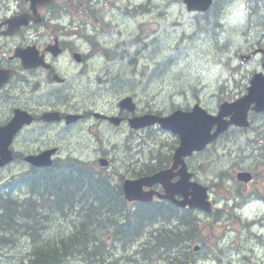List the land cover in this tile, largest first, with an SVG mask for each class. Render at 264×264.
<instances>
[{"label":"rangeland","instance_id":"1","mask_svg":"<svg viewBox=\"0 0 264 264\" xmlns=\"http://www.w3.org/2000/svg\"><path fill=\"white\" fill-rule=\"evenodd\" d=\"M80 1L85 3L90 1L88 5L95 11L97 20L80 12L81 9L78 7ZM74 2L76 5L70 11L75 18L104 25V30L100 32L104 43L95 53L97 60L91 64L89 75L87 74L90 82L97 75L111 79L118 75L125 79V83L122 84L124 86L119 83L113 84L110 79V84L101 86L95 82L93 89L85 85L83 90L79 91L100 110L101 106L106 104L114 105L119 96L128 95L133 97L139 112L149 111L165 115L174 109L184 110L199 103L209 113L214 114L222 101L240 97L251 73L262 70L260 56L245 65H241L238 60L240 54H247L256 48L264 49V37L258 38L260 33L257 30L255 34L253 30L248 29V22L252 18L249 16L248 0H227V3L220 7L219 16L212 17L208 22L201 14L187 12L182 0H74ZM259 14L264 15V12ZM90 35H93L92 32ZM123 47L130 55L126 59L120 61L118 55L108 62L102 57V48L115 50L121 54ZM128 59L134 63L133 67L128 65ZM167 60L170 62L166 66ZM88 83L89 81L86 84ZM79 92L76 95L81 94ZM250 121L252 131L239 134L231 130L225 138L218 141L215 150L210 147L207 152L199 154L191 161V165L196 167L197 181L210 186L212 201L234 193L236 196L240 195L239 198H235L238 203L250 202L251 199L247 197L253 195V192L264 196V115H253ZM103 135L108 136L110 142L96 143L89 135L79 134L78 131L71 132L68 137L70 139L63 137L56 144L59 148V159L78 158L90 165L95 156L114 151L115 145L118 146L117 151H123L121 145L124 135L115 133ZM247 138L253 139L254 143L248 142ZM137 140L138 138L133 143L132 151L137 150L139 153L131 154V159L139 163L136 172L148 161L149 152L158 155L159 161H162L174 145L172 135L157 130H154L151 142ZM112 162L116 167L113 170L116 171L122 160ZM240 169L263 174L248 188L237 186L239 183L234 184L235 181L220 184L215 179L222 172L225 175H232ZM219 205H223L222 200ZM232 205L233 202L230 201L226 208L227 212ZM46 208L45 204L38 201L36 211L39 214ZM243 213L249 216L248 222L253 221V217H258L257 221L262 227L257 224L250 226L251 223L247 226L244 218L238 221L233 216L217 223L214 217L199 214L198 228L201 229L202 239L208 237V244L203 240L199 242L204 247L193 254V264H244V258L251 263L264 264V207L252 201L246 205ZM70 220V217L51 216L49 222H45L40 218L37 227L42 233L39 232L42 236L41 241L48 238V241L54 243L68 236L69 229L73 226ZM242 223L246 226L243 227ZM188 226L190 227L189 223ZM227 229H231V232L225 233ZM148 231V229L145 231L147 237ZM21 232L23 233L20 231L13 240L0 244V264H33L29 260L33 257H27L33 252V241ZM148 240L150 238H136L125 251L115 242L113 247L116 256L123 259L133 255L135 259H123L127 264H149L150 260L158 258L143 261L139 259L140 256H136V251L141 247L139 244ZM193 246L194 244L191 245ZM143 248L146 246L142 245V250ZM103 252L109 253L110 259L111 251L108 247H104ZM181 263L189 264L185 257ZM62 264L84 263L79 259L70 258Z\"/></svg>","mask_w":264,"mask_h":264},{"label":"flooded vegetation","instance_id":"2","mask_svg":"<svg viewBox=\"0 0 264 264\" xmlns=\"http://www.w3.org/2000/svg\"><path fill=\"white\" fill-rule=\"evenodd\" d=\"M53 12L55 10L47 7L36 8L34 13L37 14V18H33L34 13L24 0H0V129L5 128L6 131L3 133L11 135L9 149L13 161L5 170L9 171L7 178L10 179L9 186L13 190H17L18 186H21L22 191L37 189L40 181L33 179H40L42 168L33 167L25 162V158L55 148L57 152L54 160L58 159L59 149L56 144L63 137L67 139L73 131L89 135L96 143L110 142L109 137L103 135L106 133L122 134L124 142L130 144L137 138L145 142L150 141L153 136L152 127L138 131L129 128L128 120L143 113L139 114L136 111L129 114L121 111L117 103L101 106L100 110L98 106L95 107L88 101L85 94L75 95L78 87H83L82 83L87 85L89 68L97 60L93 54L95 46L83 32L89 34L87 27L96 30L101 28L99 25L95 27L90 24L66 23L63 18L56 22ZM26 14L28 18H25ZM100 41L103 40L98 38L96 42ZM98 76L95 77L96 85L107 84V81L98 79ZM54 113L59 114V120H52L48 116ZM66 115H76L78 120L67 123ZM96 115L116 117L120 121L115 126L106 118L96 119ZM12 122H16L17 127L14 129L10 128ZM233 130L246 132L237 128ZM246 140L254 143L253 139ZM118 154L120 155L117 159H121L122 163H119L120 167L114 171L116 167L112 160H115L114 157ZM131 154V151L108 152L96 157V160L101 158L107 160L108 170L104 173L113 182L109 184L110 187L122 190L125 180H134L146 174V171L142 174L136 172V166L139 164L137 161L126 159L130 158ZM198 155L186 160L189 170L193 168L196 172V167L191 165V161ZM148 162L149 160L143 164ZM163 162H166L163 163L164 169L170 167L172 154ZM150 167L153 170L160 165L157 161L154 163L152 161ZM11 168L16 170L11 171ZM249 172L252 175L250 183L257 182L258 174L254 171ZM18 177L22 179H17ZM177 180L178 177H174L172 181ZM249 185H244V188H248ZM237 186L243 184L239 183ZM153 189L159 190L160 186H153ZM222 197L225 196L215 200L211 212L214 217H221L225 212L216 205ZM153 203L164 205L160 201Z\"/></svg>","mask_w":264,"mask_h":264},{"label":"trees","instance_id":"3","mask_svg":"<svg viewBox=\"0 0 264 264\" xmlns=\"http://www.w3.org/2000/svg\"><path fill=\"white\" fill-rule=\"evenodd\" d=\"M225 1L226 0H215L213 8H220ZM248 3L249 16L252 17L250 18L251 28H249V30H253L255 34L257 31L264 32V15L259 14L260 12H264V0H248ZM76 169L78 171H76ZM91 173L92 172L88 171L86 167L83 168L82 164H76L72 161L58 162L51 169L43 171L41 173L40 186L30 191L31 195H33L36 200L38 199L47 207L41 215L36 211L37 204L35 200L18 202L15 198L12 199L10 196L13 192L9 193V195L4 190H0V232L3 231V233H8V237L0 236V244L13 240L15 235H18L20 231H24L21 234L30 237L34 244L32 254L29 253L30 255L28 254L27 256L28 258L33 257V259L29 260L34 264H62L70 258L79 259L84 264H115L111 258L108 259V254L103 252V238L107 237V234H110L113 240L127 245L142 234L141 230L144 226L151 224L150 220L152 218L157 214L162 215L163 212L160 210H152L145 215H141L138 218L136 217L137 219L135 220L122 216L121 221L116 226H109V222L112 224L115 223L114 220H110V217L118 212L122 200L119 196H114L112 192L114 188L110 187L103 179H98ZM75 175L77 177H75ZM86 179L87 181H84ZM81 181L83 183H81ZM74 187H76V189ZM73 190L74 192L82 194L78 203L80 202V204L85 207L74 206L75 198L74 192H72ZM61 191L66 194L64 195V199L70 203V206L63 207L60 204L58 195H60L59 192ZM91 199H93V201ZM51 216H61L63 218L70 217V223L73 225V227L69 229L70 232L68 236L62 237V239L54 243L48 241V238L41 241L42 236L37 228V222L40 218L45 222H49ZM188 217L189 216L186 215V218ZM31 222L34 223L32 224ZM192 222H194V219H187L186 226H188V223L193 225ZM190 229L191 228H187L185 232L180 231L179 228L175 231L169 230L167 232L166 229L160 231L146 242L144 245L146 248L136 251V256H140V259L143 261L148 258H158L157 260H150L151 262L149 264H183L181 263V258L172 256V254L175 255V252H172L171 249L177 250L195 239V235L198 234V231L196 232L194 227L191 229V232ZM98 231H100L99 234ZM63 238H66V241ZM38 242L41 243L36 245ZM161 246H165V248L161 250ZM187 253L188 252H186V254ZM126 258L130 259L131 257H125L123 259ZM133 262L135 263L136 261L134 260Z\"/></svg>","mask_w":264,"mask_h":264},{"label":"water","instance_id":"4","mask_svg":"<svg viewBox=\"0 0 264 264\" xmlns=\"http://www.w3.org/2000/svg\"><path fill=\"white\" fill-rule=\"evenodd\" d=\"M42 1V0H41ZM188 11H205L211 5L212 0H183ZM264 68V64H263ZM122 108L132 110L134 108L129 98L120 103ZM254 104L252 110L255 112L264 111V77L260 74L255 75L250 81L247 94L233 103H223L219 107L216 116L208 115L198 105L191 112L177 111L167 118L157 116H145L131 121L134 128L146 127L153 124H159L164 130H170L175 133L180 140V145L175 151L173 166H182L181 180L174 185L168 186L166 180L172 177L170 171H163L154 174L137 182H126L124 185V195L128 201H150L153 193H143V186H151L155 183L162 184L165 195L159 196L162 199H168L177 206L190 209L197 208L202 211L209 210V203L206 201V189L196 183H189L190 175L186 173L183 159L190 156L193 152L201 151L207 144L216 139L222 132L226 131L230 125L247 127V112L250 106ZM230 116V120H224ZM213 126L216 130L211 134ZM48 154L41 155L40 166L48 165ZM170 175V176H168ZM239 179L246 182L249 175L241 173ZM191 190L189 193L188 191ZM181 195L182 201H175V195ZM190 196V198H189Z\"/></svg>","mask_w":264,"mask_h":264},{"label":"bare ground","instance_id":"5","mask_svg":"<svg viewBox=\"0 0 264 264\" xmlns=\"http://www.w3.org/2000/svg\"><path fill=\"white\" fill-rule=\"evenodd\" d=\"M225 3H227V0H226V2ZM218 20H219V18H218ZM248 26H249V28H251V19L249 20V22H248ZM248 28V29H249ZM264 28V27H263ZM260 34L258 35V38H260V37H264V32L262 31H258ZM255 50H259V51H262L263 53H264V49L263 48H256V49H253L252 51H255ZM130 55L126 52V50L124 51H122L121 52V54H119V60L121 61V59H126V58H128ZM260 56V58H261V63H264V56H262L261 54H255L254 56H253V58H252V60H255L257 57H259ZM106 61H108V62H110V61H112L113 59H114V57L115 56H112V55H109V54H104L103 56H102ZM170 61H168L167 60V63H166V66L168 65V63H169ZM127 63H128V65L129 66H131V67H133L134 66V63L132 64V62L128 59L127 60ZM260 63V64H261ZM114 77V76H113ZM104 81H107V84H110V80H109V77L108 78H106ZM111 81L113 82V84L114 83H119V84H123V83H125V79L122 77V76H118V75H115V77L114 78H112L111 79ZM97 84V83H96ZM102 85H106V84H101V86ZM122 86H124V85H122ZM65 156V155H64ZM82 160V159H81ZM65 161H72V162H75L76 164H82L83 165V168L84 167H86L87 168V170L88 171H91V169H92V165H89L88 163H86V162H83V161H80V159H78V158H71V157H67V158H64V159H59V160H57V161H55V163H53L52 164V167L53 166H55L58 162H65ZM73 166V165H72ZM51 167V168H52ZM57 168V167H56ZM67 168V167H66ZM75 169V168H74ZM76 171H78L77 169H76ZM80 171V170H79ZM54 172V171H53ZM74 173V172H73ZM66 174V173H65ZM81 175V174H80ZM79 175V176H80ZM84 176V175H83ZM75 177H77L76 175H75ZM96 177V176H95ZM79 178V177H78ZM83 178V177H82ZM98 179H103L105 182H107L108 184H110L111 182H110V179H109V177L108 176H105V175H102V174H100V178L99 177H97ZM113 178V177H112ZM51 179V178H50ZM61 179H62V177H61ZM76 179V178H75ZM89 180V179H88ZM94 180V179H93ZM92 180V181H93ZM84 181H87V179L86 180H84ZM95 181V180H94ZM39 183H41V181L39 182ZM62 183V182H61ZM77 183V182H76ZM81 183H83L82 181H81ZM87 183H89V182H87ZM95 183V182H94ZM85 184V183H84ZM84 184H83V186H84ZM104 184V183H103ZM54 185V184H53ZM74 185V184H73ZM78 185H79V183H78ZM90 185H91V183H90ZM100 185V184H99ZM107 185V184H106ZM76 186H77V184H76ZM88 186V185H87ZM94 186V185H93ZM92 186V187H93ZM105 186V185H104ZM108 186V185H107ZM111 186V185H110ZM55 187V186H54ZM98 187V186H97ZM75 189H76V187H74ZM73 188V189H74ZM113 188V187H112ZM70 189V188H69ZM86 189V188H85ZM102 189V188H101ZM106 189H107V187H106ZM83 191V190H82ZM112 191V190H111ZM72 192H74V190L72 191ZM113 192V191H112ZM60 193V195H58V198H59V201H60V204L63 206V207H68V206H70V203L69 202H67L65 199H64V195H66L63 191H61V192H59ZM67 193V192H66ZM84 193V192H83ZM101 193V192H100ZM77 194H79V196H77L76 197V195ZM17 195H19V193L17 194ZM11 197H12V199L14 198V194H12V195H10ZM20 196H21V198L23 199V201L22 202H24V201H26V202H29V201H36V204L38 203V199L36 200V198L33 196V195H31V193H30V191H23L21 194H20ZM67 197L69 198V196L67 195ZM82 197V194H80L79 192H74V198H75V201H74V206H81V207H83L82 206V204H80V202L78 203V201L80 200V198ZM100 197V196H99ZM101 199V198H100ZM86 200V199H85ZM92 201H93V199H91ZM97 200V199H96ZM102 200V199H101ZM70 201V200H69ZM116 201V200H115ZM41 202V201H40ZM84 202V201H83ZM91 202V201H90ZM30 203H32V202H30ZM90 204V203H89ZM100 204V203H99ZM105 204H106V202H105ZM160 204H154V206H156V207H158ZM85 207V206H84ZM23 208V207H22ZM100 208H101V206H100ZM110 208V207H109ZM108 208V209H109ZM69 209V208H68ZM76 209V208H75ZM20 210V209H19ZM28 210H30V209H28ZM71 210V209H70ZM21 211V210H20ZM33 211V210H32ZM41 215V214H40ZM39 215V216H40ZM111 215V214H110ZM47 216H49V215H47ZM91 216V215H90ZM109 216V215H108ZM93 217V216H92ZM95 217V216H94ZM97 217V216H96ZM106 217V216H105ZM87 219V218H86ZM86 219H85V221H86ZM95 219V218H94ZM93 219V220H94ZM98 220V219H97ZM4 221V220H3ZM84 221V222H85ZM105 221V220H104ZM254 221H257V220H254ZM254 221H252V222H254ZM30 222V221H29ZM35 222H37V221H35ZM67 222V221H66ZM88 222V221H87ZM86 222V223H87ZM92 222V221H91ZM251 222V223H252ZM32 223V222H31ZM34 223V222H33ZM32 223V224H33ZM102 223V222H101ZM21 224H23V223H21ZM28 224V223H27ZM46 224V223H45ZM48 224V223H47ZM71 224V223H70ZM103 224H104V222H103ZM44 225V224H43ZM121 225V224H120ZM250 225H252V224H250ZM258 226L259 225H261V223H258L257 224ZM33 226V225H32ZM104 226V225H103ZM1 227V226H0ZM73 227V226H72ZM106 227V226H105ZM109 227V226H108ZM259 227H262V226H259ZM38 228V227H37ZM135 228H136V226H135ZM93 229V228H92ZM149 230L148 231V237L145 235V231L146 230ZM92 231V230H91ZM105 231V230H104ZM24 232V231H23ZM40 232V231H39ZM45 232V231H44ZM63 232V231H62ZM99 232L100 231H98V234H99ZM141 232H142V234L140 235V236H138L137 238H141V239H143L144 237H146V238H153V235H155L156 234V232L154 233V230H153V225L152 224H149L148 226H144L143 227V229L141 230ZM6 233V232H5ZM22 233V232H21ZM41 233V232H40ZM83 233V232H82ZM1 236H4V237H8V235H4V233H3V231H1ZM30 234V233H29ZM28 234V235H29ZM39 234V233H38ZM42 234V233H41ZM45 234V233H44ZM84 234V233H83ZM46 235V234H45ZM72 235V234H71ZM94 235V234H93ZM70 236V235H69ZM96 236V235H95ZM89 237V236H88ZM96 238V237H95ZM8 239V238H7ZM62 239V238H61ZM64 239V238H63ZM44 240V239H43ZM48 240V239H47ZM59 240V239H58ZM65 241H66V238L64 239ZM36 241V240H35ZM64 241V242H65ZM89 241V240H88ZM134 240H132L131 242H129L128 243V248H130V244L133 242ZM64 242H63V244H64ZM115 242H116V244L119 246L120 245V243L118 242V241H116L115 240ZM146 242L147 241H144L143 243H141V244H139L141 247H140V250H142V245H145L146 244ZM3 244V243H2ZM36 247V246H35ZM32 254V253H31ZM109 254V253H108ZM30 255V254H29ZM26 256V255H25ZM62 257V256H61ZM130 257V256H129ZM32 258V257H31ZM51 258V257H50ZM51 261V260H50ZM52 261H53V259H52ZM55 261V260H54ZM34 264V263H33Z\"/></svg>","mask_w":264,"mask_h":264}]
</instances>
